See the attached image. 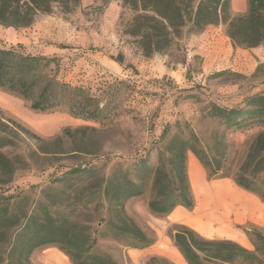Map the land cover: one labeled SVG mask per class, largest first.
Returning <instances> with one entry per match:
<instances>
[{
  "label": "rangeland",
  "instance_id": "1",
  "mask_svg": "<svg viewBox=\"0 0 264 264\" xmlns=\"http://www.w3.org/2000/svg\"><path fill=\"white\" fill-rule=\"evenodd\" d=\"M71 1L69 11L55 7L49 14L37 15L28 27L0 25V45L21 44L26 53L58 57L57 76L96 97L100 116L94 120L74 117L66 107L35 112L21 98L0 90L3 118L29 131L18 130V144L1 150L26 162L17 167L10 183L0 185V196L20 193L28 196L31 206L47 199L60 214L88 228L95 238L93 252L107 254L118 264H163L160 259L177 264L159 253L157 246L161 243L170 251L180 252L172 235L183 226L204 239L230 240L251 252L248 258L216 264H264V202L258 196L237 186L230 176L208 178L200 163L189 173V157L194 155L188 152L187 174L194 206L177 208L192 216L198 208L203 218L196 216L193 221L201 227H193L185 220L171 218L175 208L167 215L150 211L151 172L144 174L137 166L144 157L150 168L157 165L158 150L166 144L162 130L169 125L168 135L172 134L176 121L182 127L187 124L206 145L215 146L213 139L222 128L206 116L207 106L211 102L239 106L254 93L264 94V67L256 71L259 63H264V46H233L223 22L201 31L186 23L167 49L146 56L137 37L127 32L135 14L129 3ZM119 56L121 63L116 61ZM260 130L254 127L224 132L223 171H237ZM79 166L91 167L96 173L70 172ZM257 175L264 188V167ZM110 177L142 183V194L127 199L124 210L151 235L149 246L129 247L108 232L107 202L100 189ZM198 183L200 194L210 197L205 200L213 199L208 205L203 197L198 200ZM91 194L94 199L88 202ZM242 194L252 198L250 203L244 201L250 207L246 217L238 216L245 212L240 202ZM113 218L119 219L115 211ZM254 231L262 238H257ZM152 257L155 260L150 261ZM30 259L33 264H72L55 245L37 248Z\"/></svg>",
  "mask_w": 264,
  "mask_h": 264
},
{
  "label": "trees",
  "instance_id": "2",
  "mask_svg": "<svg viewBox=\"0 0 264 264\" xmlns=\"http://www.w3.org/2000/svg\"><path fill=\"white\" fill-rule=\"evenodd\" d=\"M123 1L129 3L135 12L127 32L137 37L146 56L167 49L186 23L195 31H201L208 25L223 22L233 46H264V0H247L246 11L240 14L231 13V0ZM71 4V0H0V25L14 29L28 27L37 15L49 14L55 7L69 11ZM116 61L121 63L122 57ZM58 67L59 58L56 56L26 53L21 44L0 45V90L21 98L35 112L48 113L66 107L74 117L99 118L101 108L97 98L83 87L61 80L57 76ZM261 67L264 63H259L256 71ZM206 116L222 128L213 139L215 146L206 145L187 124L182 127L176 121V130L172 134L168 135L169 125L162 130L161 136L166 137V144L158 150L157 165L150 168L147 157L139 159L140 171L144 174L151 172V196L147 205L154 214L167 215L179 205L187 209L194 206L187 174L188 152L206 170L208 178L230 176L237 186L254 193L264 202V188L257 175L264 167V94L254 93L243 105L233 107L211 102ZM254 127L261 130L250 144L243 163L233 174L223 171L226 161L224 132ZM20 129L29 132L19 123L4 119L0 113V185L10 183L17 167L26 162L19 155L10 157L1 151L18 144ZM70 172L96 173L91 167L81 166L70 169ZM142 192V183L127 177H110L100 189L107 202L108 232L133 248H144L153 242L151 235L124 210V202ZM93 194L88 202L94 199ZM11 198H14L12 202ZM114 211L119 219L113 218ZM254 233L257 238H262L257 231ZM172 238L187 264H216L251 256L250 251L236 242L204 239L186 226L176 230ZM94 243L95 238L86 226L60 214L47 199L31 206L28 196L20 193L0 196V264H33L30 259L33 251L46 245L57 246L72 264H118L107 254L93 252ZM152 260L155 258H150ZM160 260L163 264H173L166 259Z\"/></svg>",
  "mask_w": 264,
  "mask_h": 264
},
{
  "label": "crops",
  "instance_id": "3",
  "mask_svg": "<svg viewBox=\"0 0 264 264\" xmlns=\"http://www.w3.org/2000/svg\"><path fill=\"white\" fill-rule=\"evenodd\" d=\"M246 1L247 0H231V10L233 11V13L238 14V13H242V12L246 11V8H247ZM208 32H209L208 30L205 31L204 34L201 35V37L202 38L205 37ZM200 166L201 165L199 164V162H197V160L195 159L194 156L189 157V162H188L189 173L190 172L192 173V171L199 168ZM202 195L200 194V192H197V197H198L199 202L201 201L202 197H203V200L210 198L208 195H206V196L205 195L202 196ZM242 196L243 197L240 199V202H241V207H242L243 211H245V212H239L238 216L239 217H243V216L246 217V216H248L247 212L250 209V207H248L244 203V201H247L250 203L252 198L250 196L243 195V194H242ZM212 200L213 199H211L209 201L208 200H205V201H207V205H208ZM262 204L264 205V203H262ZM177 207L178 206H176L175 209L171 213V218L173 220H175V221L185 220L184 222H186L187 224H189L193 227H198V226L201 227L200 224H197L193 221V219L196 216H198L199 218H203V215L202 216L199 215L198 208L195 210L196 215L192 216L191 214H189V213L185 212L184 210L177 208ZM211 213H213V212H211ZM213 214L216 215L215 213H213ZM222 214H224V213H222ZM263 224H264V222H263ZM157 250L159 253H161V254L165 255L166 257H169L172 260H174L177 264H187V262L185 261V259L183 258L182 254L180 252L170 251V250L166 249L161 243L157 246Z\"/></svg>",
  "mask_w": 264,
  "mask_h": 264
},
{
  "label": "bare ground",
  "instance_id": "4",
  "mask_svg": "<svg viewBox=\"0 0 264 264\" xmlns=\"http://www.w3.org/2000/svg\"><path fill=\"white\" fill-rule=\"evenodd\" d=\"M197 192H200V189H199V183H198V188H197V190H196Z\"/></svg>",
  "mask_w": 264,
  "mask_h": 264
},
{
  "label": "built area",
  "instance_id": "5",
  "mask_svg": "<svg viewBox=\"0 0 264 264\" xmlns=\"http://www.w3.org/2000/svg\"><path fill=\"white\" fill-rule=\"evenodd\" d=\"M191 56H192V54H191V53H189L188 57H189V58H191Z\"/></svg>",
  "mask_w": 264,
  "mask_h": 264
}]
</instances>
